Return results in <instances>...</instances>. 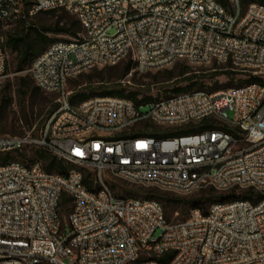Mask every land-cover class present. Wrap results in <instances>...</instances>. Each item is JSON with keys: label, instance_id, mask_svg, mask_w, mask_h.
Instances as JSON below:
<instances>
[{"label": "built area", "instance_id": "1", "mask_svg": "<svg viewBox=\"0 0 264 264\" xmlns=\"http://www.w3.org/2000/svg\"><path fill=\"white\" fill-rule=\"evenodd\" d=\"M57 9L74 14L81 31L47 45L24 70L58 95L41 135H0V264H264V1L0 0V21ZM3 42L0 33V90ZM128 59L129 78L184 60L216 61L261 81L167 94L147 111L113 95L71 103L70 78ZM202 119L211 125L173 136L136 127ZM31 147L91 167L95 188L76 168L45 170L25 154ZM104 170L143 186L252 187L260 197L213 201L205 213L195 207L170 221L155 199L114 194Z\"/></svg>", "mask_w": 264, "mask_h": 264}, {"label": "rangeland", "instance_id": "2", "mask_svg": "<svg viewBox=\"0 0 264 264\" xmlns=\"http://www.w3.org/2000/svg\"><path fill=\"white\" fill-rule=\"evenodd\" d=\"M245 4V3H244ZM65 9L49 10L46 12H37L31 14L26 24L38 27H55L58 20H62ZM22 23L16 22L13 24H5L0 21V33L5 37L8 32H16ZM49 38L69 39L71 36L60 33H47ZM7 52V76L4 79L0 90V135H23L30 134L32 137H39L42 131L41 122L51 109L55 110L58 106L56 93L47 92L42 89L35 90L34 82L31 86H24L21 82V77L28 75L24 70L15 69V52L4 44ZM127 60H124L114 66L96 67L87 72L76 75L70 78L67 89L70 96L77 94H97L105 86H118L120 80H124V85L129 88H135L141 84L148 85L150 89L148 94L153 97L165 96L171 92V81L175 80L180 86L191 85L192 87L198 84H203L210 91L220 90L232 84L243 83L248 79V74L239 72L231 68H225L226 65L212 61L209 64H196L187 61H178L172 66L152 71L144 75H133L131 78L126 74L121 75ZM186 76H193L191 80L180 81ZM129 80V82H127ZM123 84V83H122ZM149 106L141 107V111H147ZM152 126L150 123L140 122L136 124L137 128L149 129ZM159 126V125H158ZM164 127V126H160ZM25 154L29 157L35 155V148H26ZM71 168L78 169L82 174L89 173L93 178L95 171L86 165L72 163ZM103 182L110 190L121 196H132L136 198H145L144 193L138 191L140 184L132 183L126 179L113 175L107 171L102 172ZM143 186V185H142ZM156 187L160 190L157 200L163 207L165 216L170 221H179L185 219L191 208L195 204V198L199 196L207 197V200L202 205H208L219 198V194L227 192V190H218L212 186H204L189 192L180 190ZM242 190V189H240ZM240 190L235 192V195L240 196ZM201 209V208H200ZM63 215H66L65 206H63ZM65 234L70 232L69 223L65 220ZM160 230H156L155 235L159 234Z\"/></svg>", "mask_w": 264, "mask_h": 264}, {"label": "trees", "instance_id": "3", "mask_svg": "<svg viewBox=\"0 0 264 264\" xmlns=\"http://www.w3.org/2000/svg\"><path fill=\"white\" fill-rule=\"evenodd\" d=\"M223 5L229 6V0H219ZM264 1V0H259ZM46 12V11H42ZM27 19H22L17 22H21V27L16 32H8L5 34L3 45H8L12 51L15 52V69L23 71L25 68L32 62L34 57L42 51L47 45L51 44L54 41L61 40L56 38H49L47 33H60L64 35H69L71 38L77 36L78 32L81 31V24L76 16L70 12H65L62 20H58L56 22L55 27H38V26H30L26 24ZM5 47V46H4ZM178 62V61H177ZM176 62V63H177ZM114 66V65H113ZM132 67L131 59H128L124 68L122 69L121 75L127 74V72ZM150 73V72H149ZM148 74V73H146ZM193 76H186L181 78L180 81L184 80H191ZM261 81V78L258 76H249L248 79L244 80L243 83H247L250 81ZM21 82L24 86H31V83L34 82L33 79L28 75L21 77ZM35 83V82H34ZM171 93H178L183 91H193L199 89H206L203 84H198L195 87H192L190 84L186 86L178 85V82L172 80L171 82ZM33 88L35 90H40V88L34 84ZM150 87L145 84H141L135 88H129L127 85L122 83L118 84V86H105L102 87L101 91L97 94H79L80 96H76L77 94H73L70 96V101L72 104H76L79 100L86 98L90 95H113L118 97H125L134 101L137 106L143 107L148 105L151 100L157 99L159 97H153L152 95L148 94V90ZM208 90V89H206ZM210 91V90H209ZM53 112V109L49 110L46 116L43 118L41 125L43 127L44 122L48 118V116ZM211 124L208 122L207 119H202L198 122H188L186 124H182L175 127H160L158 125H152L150 127L149 133L154 136H173L179 135L182 133L196 131L198 129L209 127ZM17 154H21V152H17ZM34 158L41 161L42 167L47 171H55L60 174H67V172L71 169L72 163L65 161L64 159L54 155L50 151L35 148V155ZM84 179L83 182L89 189H94L95 184L93 180L90 179L89 173L83 174ZM138 191L144 193L145 198H158L159 194L161 193L160 190L156 187H145V186H138ZM237 191L236 188H231L224 192L223 194H219V198L213 201L218 200H230L235 197H244L250 200H257L260 196L255 192L252 187L244 188L240 190V196L235 195ZM67 198L63 201V206L67 202ZM195 204L193 208L198 207L205 213L207 208H203L204 202L207 200V197L199 196L195 199ZM212 201V202H213ZM209 206V205H208ZM192 209V208H191ZM165 214V213H164ZM170 254L165 255L162 257V262H166L170 258Z\"/></svg>", "mask_w": 264, "mask_h": 264}]
</instances>
